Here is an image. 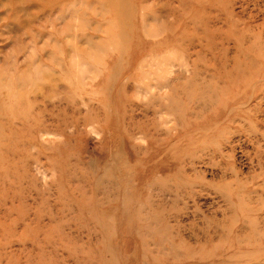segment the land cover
<instances>
[{
  "label": "rangeland",
  "instance_id": "rangeland-1",
  "mask_svg": "<svg viewBox=\"0 0 264 264\" xmlns=\"http://www.w3.org/2000/svg\"><path fill=\"white\" fill-rule=\"evenodd\" d=\"M0 264H264V0H0Z\"/></svg>",
  "mask_w": 264,
  "mask_h": 264
}]
</instances>
